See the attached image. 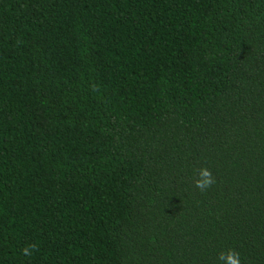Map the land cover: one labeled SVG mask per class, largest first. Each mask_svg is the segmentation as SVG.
Instances as JSON below:
<instances>
[{"label": "trees", "instance_id": "16d2710c", "mask_svg": "<svg viewBox=\"0 0 264 264\" xmlns=\"http://www.w3.org/2000/svg\"><path fill=\"white\" fill-rule=\"evenodd\" d=\"M228 248L264 264V0H0V264Z\"/></svg>", "mask_w": 264, "mask_h": 264}, {"label": "clouds", "instance_id": "9594fccd", "mask_svg": "<svg viewBox=\"0 0 264 264\" xmlns=\"http://www.w3.org/2000/svg\"><path fill=\"white\" fill-rule=\"evenodd\" d=\"M215 183V177L208 167L205 166L196 170L195 188L203 192L211 188ZM36 251H38V246L35 243L29 244L21 250L22 254L26 257H31ZM217 261L219 264H242L240 253L234 248L220 251L217 254Z\"/></svg>", "mask_w": 264, "mask_h": 264}]
</instances>
